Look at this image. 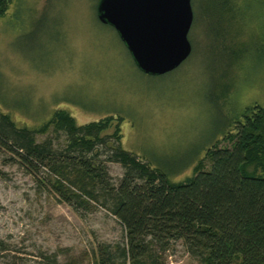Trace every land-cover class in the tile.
I'll use <instances>...</instances> for the list:
<instances>
[{"label":"rangeland","instance_id":"obj_1","mask_svg":"<svg viewBox=\"0 0 264 264\" xmlns=\"http://www.w3.org/2000/svg\"><path fill=\"white\" fill-rule=\"evenodd\" d=\"M98 0H12L0 16V110L18 127L39 129L56 109L77 123L116 119L101 133L106 146L92 154L113 183L124 167L105 158L118 142L172 181L193 175V167L223 139L224 124L245 107L264 108V0H191L189 57L162 75L141 72L116 31L96 17ZM58 152L68 151L69 135L54 130ZM65 154V153H64ZM88 156H91L88 154ZM5 148L0 152V246L33 264L39 251L56 252L53 264H93L100 242H117L123 227L101 202L76 207L60 200L45 168L30 173ZM96 161V160H95ZM165 264H205L175 241ZM8 258V257H7ZM6 260L0 254V264ZM32 260V261H31Z\"/></svg>","mask_w":264,"mask_h":264},{"label":"trees","instance_id":"obj_2","mask_svg":"<svg viewBox=\"0 0 264 264\" xmlns=\"http://www.w3.org/2000/svg\"><path fill=\"white\" fill-rule=\"evenodd\" d=\"M11 2L0 0V16ZM219 8H231L230 1L222 0ZM114 119L111 135L119 141L120 118L77 123L70 112L56 109L41 128L31 130L16 126L0 110V152L7 148L30 173L40 168L53 173L50 184L65 203L89 207L102 199L122 225L121 240L93 248V264H165L178 240L205 264H264L263 107H245L238 118L228 120L223 139L230 146L219 147L217 142L206 153L209 167L198 162L193 175L182 181L170 180L118 142L105 160L121 163L124 171L116 184L111 182L105 164L95 157L100 151L92 152L96 146H106L101 133ZM51 125L67 132L65 149L77 154L53 150L49 138L36 142L34 134ZM16 253L0 246L1 256L6 257L2 264L28 263ZM57 256L39 251L33 264H53ZM69 263L78 264L76 259Z\"/></svg>","mask_w":264,"mask_h":264},{"label":"water","instance_id":"obj_3","mask_svg":"<svg viewBox=\"0 0 264 264\" xmlns=\"http://www.w3.org/2000/svg\"><path fill=\"white\" fill-rule=\"evenodd\" d=\"M96 17L116 31L145 74L170 72L191 54V0H98Z\"/></svg>","mask_w":264,"mask_h":264}]
</instances>
